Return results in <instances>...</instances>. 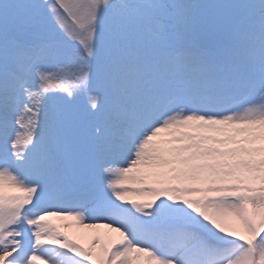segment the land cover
<instances>
[{
	"label": "snow or ice",
	"instance_id": "6c2138e0",
	"mask_svg": "<svg viewBox=\"0 0 264 264\" xmlns=\"http://www.w3.org/2000/svg\"><path fill=\"white\" fill-rule=\"evenodd\" d=\"M0 264H264V0H0Z\"/></svg>",
	"mask_w": 264,
	"mask_h": 264
},
{
	"label": "rangeland",
	"instance_id": "374dc122",
	"mask_svg": "<svg viewBox=\"0 0 264 264\" xmlns=\"http://www.w3.org/2000/svg\"><path fill=\"white\" fill-rule=\"evenodd\" d=\"M9 193L10 194H18V193H16L15 192V190H9ZM65 231H72V230H70V229H64Z\"/></svg>",
	"mask_w": 264,
	"mask_h": 264
},
{
	"label": "bare ground",
	"instance_id": "6f19581e",
	"mask_svg": "<svg viewBox=\"0 0 264 264\" xmlns=\"http://www.w3.org/2000/svg\"><path fill=\"white\" fill-rule=\"evenodd\" d=\"M82 242L85 244V246H87L90 241L85 238V239L82 240Z\"/></svg>",
	"mask_w": 264,
	"mask_h": 264
}]
</instances>
